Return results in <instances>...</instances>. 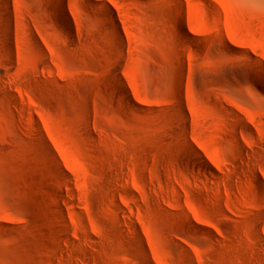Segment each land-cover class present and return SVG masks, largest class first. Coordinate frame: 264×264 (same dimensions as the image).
Listing matches in <instances>:
<instances>
[{
    "label": "rangeland",
    "instance_id": "1",
    "mask_svg": "<svg viewBox=\"0 0 264 264\" xmlns=\"http://www.w3.org/2000/svg\"><path fill=\"white\" fill-rule=\"evenodd\" d=\"M65 4L0 0V264H264V0Z\"/></svg>",
    "mask_w": 264,
    "mask_h": 264
},
{
    "label": "bare ground",
    "instance_id": "2",
    "mask_svg": "<svg viewBox=\"0 0 264 264\" xmlns=\"http://www.w3.org/2000/svg\"><path fill=\"white\" fill-rule=\"evenodd\" d=\"M56 4H57L58 11H59L60 15L63 18H67L68 17V13H67L65 0H56ZM3 8H4V10L1 13V25H3L4 28H5L4 33H5L6 37L9 40H11V39H13V36H14L13 35V28H14V23H13V0H4V7ZM108 13L110 15L109 19H111V21H112L111 29L113 31V35H114L115 39L117 40L119 46L123 47V38H122V35H121V30L117 26V23L115 22V19H114L112 13L109 12V11H108ZM177 20H178L177 23L179 25V31L181 33L185 34L186 33L185 25H184L185 22H184V19H183L182 15H178ZM219 40H220L219 43H220L221 47L227 48V44L228 43L226 44V41L223 39V37L220 36ZM241 61H242V64L244 65V66L242 65V68H244V69H245V65H249V67L251 69H256L257 67H260L262 69L263 75L261 76V80H262L263 86H264V68H263V66L261 67L259 65L256 66L255 63L253 64L252 63V58L250 56H248V57L246 56ZM117 83L119 85L121 84L119 82H117ZM170 88H171V90L174 91V93H175V95L177 97V102H178L179 106L183 107V93H182V91L178 87H176L175 85H170ZM173 103L175 104L174 100H173Z\"/></svg>",
    "mask_w": 264,
    "mask_h": 264
}]
</instances>
